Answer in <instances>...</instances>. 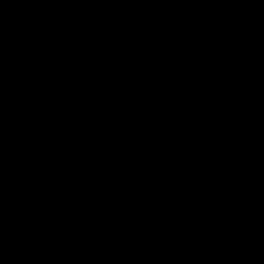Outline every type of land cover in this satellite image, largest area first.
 <instances>
[{
	"label": "water",
	"instance_id": "1",
	"mask_svg": "<svg viewBox=\"0 0 264 264\" xmlns=\"http://www.w3.org/2000/svg\"><path fill=\"white\" fill-rule=\"evenodd\" d=\"M0 264H264V0H0Z\"/></svg>",
	"mask_w": 264,
	"mask_h": 264
}]
</instances>
